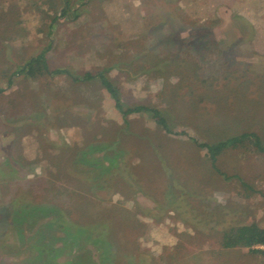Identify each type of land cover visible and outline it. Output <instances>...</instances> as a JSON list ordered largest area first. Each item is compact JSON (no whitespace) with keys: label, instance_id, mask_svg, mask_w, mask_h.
<instances>
[{"label":"rangeland","instance_id":"374dc122","mask_svg":"<svg viewBox=\"0 0 264 264\" xmlns=\"http://www.w3.org/2000/svg\"><path fill=\"white\" fill-rule=\"evenodd\" d=\"M0 89V264H264V0H0Z\"/></svg>","mask_w":264,"mask_h":264},{"label":"trees","instance_id":"16d2710c","mask_svg":"<svg viewBox=\"0 0 264 264\" xmlns=\"http://www.w3.org/2000/svg\"><path fill=\"white\" fill-rule=\"evenodd\" d=\"M68 8L69 5L68 3H66L59 15L65 16L67 13L66 9ZM17 72L26 73L30 76H34L36 74H68L67 71L62 68H56L53 70L50 69L47 65L46 58L43 53H40L28 59L21 68H18ZM92 77L93 75L87 72L81 78L87 79ZM96 77L100 81L101 85L113 98V100L115 101L116 109L122 114L123 117L129 113L149 109L153 112V116L156 121L163 127H165L164 119L160 116V111L158 109L151 108L145 105L124 107L123 103L120 100L119 90L116 85L103 73H97ZM244 143H250L257 151L264 152V141L255 132H243L239 135L231 136L214 143H201V146L206 149L207 155L213 163L216 160L217 155H219L223 150L231 147H238L240 145H243ZM221 246L224 248L246 247L253 252L264 255V248L255 247H264V228L254 223L232 226L223 232L221 237Z\"/></svg>","mask_w":264,"mask_h":264}]
</instances>
